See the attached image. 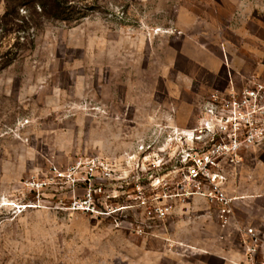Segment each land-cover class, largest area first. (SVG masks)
I'll use <instances>...</instances> for the list:
<instances>
[{
    "label": "rangeland",
    "instance_id": "obj_1",
    "mask_svg": "<svg viewBox=\"0 0 264 264\" xmlns=\"http://www.w3.org/2000/svg\"><path fill=\"white\" fill-rule=\"evenodd\" d=\"M70 5L0 0V264H238L240 231L264 232V138L220 163L225 228L179 160L264 82V0Z\"/></svg>",
    "mask_w": 264,
    "mask_h": 264
},
{
    "label": "built area",
    "instance_id": "obj_2",
    "mask_svg": "<svg viewBox=\"0 0 264 264\" xmlns=\"http://www.w3.org/2000/svg\"><path fill=\"white\" fill-rule=\"evenodd\" d=\"M251 84L230 95L225 107L217 112L218 115L214 114L215 118L212 117L204 128L194 129L184 137L192 146L181 154L179 160L186 166L187 177L195 183L202 197L218 207L223 228L230 224L232 200L224 190L226 177L218 171L220 163L238 150L239 164L240 150L264 138V82ZM228 133L233 136L226 143L224 136ZM230 160L234 163L236 159L231 156ZM74 206L83 209L85 203ZM146 214L159 218L165 215V210L147 207ZM240 247L238 264H264V232L261 229L245 227L241 230Z\"/></svg>",
    "mask_w": 264,
    "mask_h": 264
},
{
    "label": "trees",
    "instance_id": "obj_3",
    "mask_svg": "<svg viewBox=\"0 0 264 264\" xmlns=\"http://www.w3.org/2000/svg\"><path fill=\"white\" fill-rule=\"evenodd\" d=\"M28 3H32L33 0H25ZM74 0H34L33 10L39 16L48 18V19H55V20H62V21H70L71 17L68 14L70 11V3ZM38 8L39 11L36 9ZM0 45V50H1ZM3 58H0V70L4 67Z\"/></svg>",
    "mask_w": 264,
    "mask_h": 264
},
{
    "label": "crops",
    "instance_id": "obj_4",
    "mask_svg": "<svg viewBox=\"0 0 264 264\" xmlns=\"http://www.w3.org/2000/svg\"><path fill=\"white\" fill-rule=\"evenodd\" d=\"M239 60H240V61H238V66L241 64V62H243L244 57L241 56V57L239 58ZM242 66H243V65H242ZM255 228L260 229L259 227H255ZM261 230H262V229H261ZM262 231H263V230H262ZM237 256H238V255H237ZM239 259H240V256H239ZM239 259L237 258V261H238Z\"/></svg>",
    "mask_w": 264,
    "mask_h": 264
}]
</instances>
